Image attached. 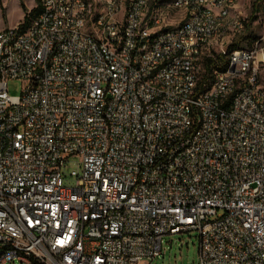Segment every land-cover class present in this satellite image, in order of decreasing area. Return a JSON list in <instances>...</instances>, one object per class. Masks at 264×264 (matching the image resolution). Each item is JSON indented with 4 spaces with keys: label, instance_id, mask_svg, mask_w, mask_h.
<instances>
[{
    "label": "built area",
    "instance_id": "2783aa9c",
    "mask_svg": "<svg viewBox=\"0 0 264 264\" xmlns=\"http://www.w3.org/2000/svg\"><path fill=\"white\" fill-rule=\"evenodd\" d=\"M36 1L23 30L0 29V264H138L189 231L197 264H264V86L254 50L199 45L226 36L196 8L219 0H181L156 31L146 1L93 0L89 23L82 0ZM244 22L229 16L234 36ZM213 52L229 70L190 93Z\"/></svg>",
    "mask_w": 264,
    "mask_h": 264
},
{
    "label": "rangeland",
    "instance_id": "374dc122",
    "mask_svg": "<svg viewBox=\"0 0 264 264\" xmlns=\"http://www.w3.org/2000/svg\"><path fill=\"white\" fill-rule=\"evenodd\" d=\"M157 0H149V6L147 4V13L150 8L155 7L154 2ZM255 0H237L236 7L234 4L233 13L241 12L245 17V22L242 28L238 29V33L235 36L249 35L250 44L244 42L243 48L254 50L256 56V63L258 67V80L262 86H264V0L258 2V11L254 19L250 20L248 27L245 23H248L252 3ZM170 1L162 3V9L155 11L156 16L160 18L158 25H153L152 30H160L169 26L179 24L182 16L181 10L174 9L171 6ZM38 2L36 0H0V29L7 27H17L22 21L25 10L30 11L36 6ZM166 4V5H165ZM39 6V5H38ZM158 8V6L156 7ZM153 16V15H152ZM155 16V15H154ZM146 21L145 17V23ZM235 29H230L227 37H235ZM227 42V40H225ZM203 56V55H202ZM197 62H202L201 58ZM198 78H199V73ZM21 81L19 79H10L8 81V93L16 95L19 93L21 88ZM74 158H71V161ZM75 165L71 162L68 165L67 171L74 168ZM67 183L68 181L65 180ZM198 237L196 231L175 233L170 235H164L162 240V251L161 253L151 259L142 260L138 264H197L198 261ZM17 264H21L17 262Z\"/></svg>",
    "mask_w": 264,
    "mask_h": 264
},
{
    "label": "bare ground",
    "instance_id": "6f19581e",
    "mask_svg": "<svg viewBox=\"0 0 264 264\" xmlns=\"http://www.w3.org/2000/svg\"><path fill=\"white\" fill-rule=\"evenodd\" d=\"M146 1V6L148 0ZM181 0H172L171 7L174 9L181 10L185 16V9H180V4H175ZM236 0H219V10H217V5L215 3H208V1H196V8L198 10L205 11L207 18L218 19L214 21V29H221L222 27H228L226 29V35L229 34L230 29H235V27H229V16L230 21H237V14L233 13V8ZM39 8H43V1H37ZM88 19V10L86 0H82V11H81V20ZM188 20H195V12H188ZM151 21V20H150ZM157 21H160V18L157 17ZM92 22H99V15L92 19ZM154 25L156 24V16L152 18V21L146 22L145 25ZM243 23L238 24V29L242 28ZM225 40L226 36H219L218 38L208 37H199V45H208V48H215L219 45H224L227 43ZM147 51V42H139L136 45L134 52V59L136 61H145V53ZM197 53H204V46H197ZM202 55H197V61ZM227 60V67L224 70H218L217 73H224L225 70H229L231 63V55L223 54ZM202 60V58H201ZM256 71L258 73V67L256 63ZM198 72H191V85L190 93H197V81H198ZM214 84V75L209 86ZM185 108H192V100H185ZM174 226H181V219H174ZM10 250H19L18 241H10ZM0 256H3V248H0ZM35 264H49V258L42 256H35Z\"/></svg>",
    "mask_w": 264,
    "mask_h": 264
},
{
    "label": "trees",
    "instance_id": "16d2710c",
    "mask_svg": "<svg viewBox=\"0 0 264 264\" xmlns=\"http://www.w3.org/2000/svg\"><path fill=\"white\" fill-rule=\"evenodd\" d=\"M258 2H260V0H255L252 3V8H251V12H250V17L248 20V23L245 25L248 27L250 20L255 18V14L258 11ZM39 11V6L38 4H36L35 7H33L32 9H30V11L27 12V10H25L22 21L18 24V29L19 30H23L28 23L30 22V20L32 19V17L34 15H36ZM244 42H246L247 44H250V39H249V35H241V36H235L231 42L228 44V50H234L237 48H243V44ZM227 67V60L225 58V56L223 55H219L217 53H211L209 55H203L202 56V70L199 73V78L197 81V87H201V88H207L210 83L211 80L213 78V75L219 70H224Z\"/></svg>",
    "mask_w": 264,
    "mask_h": 264
},
{
    "label": "crops",
    "instance_id": "0c3cea01",
    "mask_svg": "<svg viewBox=\"0 0 264 264\" xmlns=\"http://www.w3.org/2000/svg\"><path fill=\"white\" fill-rule=\"evenodd\" d=\"M166 1L167 0H157L156 2H154L155 7L149 9L150 11L148 12V16L146 17V21H148L150 23L152 21V18L155 17L157 14L155 11L161 10L162 5H163L162 3L166 2ZM168 1H170V0H168ZM86 3H87V10H88V16H89V21H88V23H89L91 21V19L95 18L101 12V6H100V4L95 3L93 0H86ZM236 3H237V0H236ZM236 3H235V7H236ZM148 6H149V0H148ZM157 6H158V8H156ZM181 14H183V12Z\"/></svg>",
    "mask_w": 264,
    "mask_h": 264
},
{
    "label": "water",
    "instance_id": "95a60500",
    "mask_svg": "<svg viewBox=\"0 0 264 264\" xmlns=\"http://www.w3.org/2000/svg\"><path fill=\"white\" fill-rule=\"evenodd\" d=\"M231 70H233V67H231Z\"/></svg>",
    "mask_w": 264,
    "mask_h": 264
}]
</instances>
